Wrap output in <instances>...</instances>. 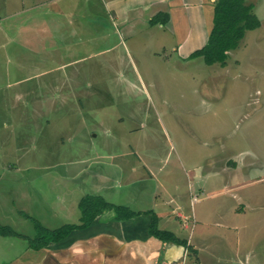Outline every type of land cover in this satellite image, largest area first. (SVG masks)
I'll return each mask as SVG.
<instances>
[{
  "label": "rangeland",
  "instance_id": "1",
  "mask_svg": "<svg viewBox=\"0 0 264 264\" xmlns=\"http://www.w3.org/2000/svg\"><path fill=\"white\" fill-rule=\"evenodd\" d=\"M129 1L0 0V225L35 241L101 197L168 213L189 247L154 264H264V0L224 67L192 59L216 0H172L165 26ZM30 243L0 235V264H45Z\"/></svg>",
  "mask_w": 264,
  "mask_h": 264
},
{
  "label": "trees",
  "instance_id": "2",
  "mask_svg": "<svg viewBox=\"0 0 264 264\" xmlns=\"http://www.w3.org/2000/svg\"><path fill=\"white\" fill-rule=\"evenodd\" d=\"M255 7L248 3V0H216L213 11V28L208 44L195 52L192 59L201 58L208 66L227 65L230 53L236 51L248 32L255 31L261 27V21L254 13ZM170 15L167 13L157 14L150 25H167ZM81 223L79 225L66 224L56 230L46 229L40 222H35V241L33 238L15 233L10 227L0 225V235L8 236L13 234L22 239H28L30 248L40 252L54 244H59L67 239L74 231L90 228L96 219L107 211L116 213L118 222L129 221L140 216V213L132 211L128 207L117 206L105 201L101 197L87 196L81 201ZM152 213V222L149 226V234L162 243L175 244L185 247L188 250L187 240L177 237L174 233L160 228L159 217Z\"/></svg>",
  "mask_w": 264,
  "mask_h": 264
},
{
  "label": "crops",
  "instance_id": "3",
  "mask_svg": "<svg viewBox=\"0 0 264 264\" xmlns=\"http://www.w3.org/2000/svg\"><path fill=\"white\" fill-rule=\"evenodd\" d=\"M147 1L148 3L145 5L141 4V0L129 1L130 7L138 11L141 19L146 22L150 23L159 13L169 14L170 21L173 19L176 11H181L185 14V10L178 8L172 0ZM145 8L152 10L150 16H144ZM185 18L187 20L186 16ZM130 209L136 213H140V216L125 222H118L115 216V218L108 219H112V221L97 226L109 213L114 212L108 211L107 214L99 216L90 228L74 231L62 242V245H65L63 247L65 249L58 250L57 248H52V246L51 248L36 252L39 259L43 257L45 264H136L137 262L140 264H154L156 259H152L160 242L149 234V226L152 222L151 212L159 217L160 223H162L168 213L158 214L155 211H142L133 207H130ZM179 216L184 218L182 214ZM121 223H125L127 226H122ZM112 227L114 228L112 229ZM94 229L97 232L94 236L90 237V241H86L84 236L83 238L80 237V233H90ZM165 245L163 243L162 248H165ZM146 254L147 258L143 259ZM175 254L176 256L180 255L177 251ZM174 259L175 256L173 257ZM30 264H42V262L37 263L35 261Z\"/></svg>",
  "mask_w": 264,
  "mask_h": 264
},
{
  "label": "built area",
  "instance_id": "4",
  "mask_svg": "<svg viewBox=\"0 0 264 264\" xmlns=\"http://www.w3.org/2000/svg\"><path fill=\"white\" fill-rule=\"evenodd\" d=\"M168 264H176L175 262H171V263H168Z\"/></svg>",
  "mask_w": 264,
  "mask_h": 264
}]
</instances>
